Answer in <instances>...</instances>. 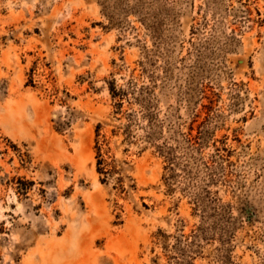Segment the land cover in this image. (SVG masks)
<instances>
[{
  "label": "rangeland",
  "instance_id": "rangeland-1",
  "mask_svg": "<svg viewBox=\"0 0 264 264\" xmlns=\"http://www.w3.org/2000/svg\"><path fill=\"white\" fill-rule=\"evenodd\" d=\"M0 264H264V0H0Z\"/></svg>",
  "mask_w": 264,
  "mask_h": 264
},
{
  "label": "trees",
  "instance_id": "trees-1",
  "mask_svg": "<svg viewBox=\"0 0 264 264\" xmlns=\"http://www.w3.org/2000/svg\"><path fill=\"white\" fill-rule=\"evenodd\" d=\"M111 93L113 98L116 99L115 105L117 106V109L121 110V107L123 105V100L126 97L127 90L125 88H117L115 85H112ZM99 129H100V124L97 126V137L99 136ZM187 140L188 142L193 144L194 137L192 136L191 133H189ZM95 148H96V158H97V170L101 175H103V178H101V180L103 182H106L109 178L113 177L115 168L110 167L109 162H107L106 152L104 151L102 143L99 142L98 138L96 139ZM162 151L164 152V150Z\"/></svg>",
  "mask_w": 264,
  "mask_h": 264
}]
</instances>
